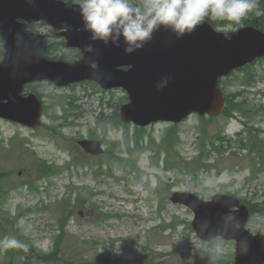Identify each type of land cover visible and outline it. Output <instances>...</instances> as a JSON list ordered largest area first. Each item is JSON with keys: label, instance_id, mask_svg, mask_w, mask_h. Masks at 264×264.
<instances>
[{"label": "rangeland", "instance_id": "obj_1", "mask_svg": "<svg viewBox=\"0 0 264 264\" xmlns=\"http://www.w3.org/2000/svg\"><path fill=\"white\" fill-rule=\"evenodd\" d=\"M261 1L252 0L245 18L260 19L263 29H257L264 32ZM32 29L46 36L53 59H79L78 51L67 49L49 25L34 23ZM217 30L225 32V25ZM3 52L0 39V61ZM248 75L256 81L246 79ZM220 86L239 106L233 119L192 115L177 127L161 121L143 130L111 120L118 106L128 103L123 90L49 82L26 87V94L42 96L47 106L42 122L56 130L0 119V172L8 175L0 177V240L6 236L27 246L0 247V264H49L29 250L55 252L62 235L59 220L65 215L69 219L58 251L61 262L54 264H200L197 257L205 253L231 258L234 264L235 243L203 242L192 228L193 212L170 200L175 192L204 200L232 194L264 206V59L222 79ZM70 99L83 107L81 112L71 114ZM93 134L104 150L96 157L85 155L77 143ZM203 149L211 154L201 158ZM44 162L53 168L50 173L40 171ZM210 164L213 168L207 169ZM247 228L264 234V214L253 215Z\"/></svg>", "mask_w": 264, "mask_h": 264}, {"label": "water", "instance_id": "obj_2", "mask_svg": "<svg viewBox=\"0 0 264 264\" xmlns=\"http://www.w3.org/2000/svg\"><path fill=\"white\" fill-rule=\"evenodd\" d=\"M44 21L65 31L69 47L79 48L83 58L75 63L46 58L44 36L30 31L33 22ZM0 37L5 54L0 63V117L33 128L40 125L43 104L36 95H21L26 84L48 80L66 86L94 80L104 89L122 88L130 103L121 109L124 122L147 126L153 122L181 123L193 113L219 115L226 104L220 79L258 58H264V33L254 27L216 31L203 23L178 36L159 26L137 48L115 30L104 39L86 26L80 5L60 0H0ZM139 43V42H138ZM89 154L100 155V143L82 141ZM171 202L190 209L196 236L204 242L218 238L235 242V264H264V235L246 229L247 206L228 195L206 201L195 194L176 192Z\"/></svg>", "mask_w": 264, "mask_h": 264}, {"label": "clouds", "instance_id": "obj_3", "mask_svg": "<svg viewBox=\"0 0 264 264\" xmlns=\"http://www.w3.org/2000/svg\"><path fill=\"white\" fill-rule=\"evenodd\" d=\"M86 26L95 38L109 37L115 30L130 45L142 46L154 30L163 25L178 36L191 34L206 20L228 21L225 35L233 24L241 20L253 8L252 0H144L142 6H134L131 0H78ZM139 42V43H138ZM0 247L22 248L26 245L15 238L4 237Z\"/></svg>", "mask_w": 264, "mask_h": 264}, {"label": "trees", "instance_id": "obj_4", "mask_svg": "<svg viewBox=\"0 0 264 264\" xmlns=\"http://www.w3.org/2000/svg\"><path fill=\"white\" fill-rule=\"evenodd\" d=\"M131 2L133 3L134 6H138V4L141 3V0H131ZM261 10L264 11V1L263 0L261 1ZM250 17L251 18L248 17V19L244 17L241 20L240 24H238V25L233 24L235 26V29L240 28L241 25L254 26V27L263 29L261 27L263 25V23L261 22L260 19H258L256 17H253V15H250ZM262 17L264 18V15ZM208 21H210L212 23V25L214 27H216V28L220 27V25H222V23L224 25H226L227 23H230L228 21H220V20H208ZM246 79H248L250 81H254V77L252 75H248ZM223 93L225 94V97L227 98V101H228V105L225 108V110L223 112V115L227 116V117H232L233 116L232 111L235 108L238 109L239 106L237 104H235L234 102H232L230 96L227 95L224 91H223ZM244 105H246V104H244ZM244 108H246V107H244ZM210 119H215V118L214 117H210ZM111 120L114 123H116L117 120H120V119H119V116L117 115L115 118H113ZM175 127H177V126H175ZM205 129L206 128L203 129V132H204V139L206 140L207 132H206ZM173 134H174V132H173ZM141 136L142 135L140 133H138L137 139H139ZM92 137L97 138V136H95L94 134H93V136H91V138ZM225 138L226 137H222V136H218L217 137V139H219L221 141L226 140ZM173 142H174V139H173L172 143ZM172 143H171V145H172ZM211 145L213 146V149L215 151L220 152L223 149V148H220L218 150V148L215 146V141H211ZM204 146H205V141H202L201 147L205 148ZM202 154H203L202 156L208 157L211 154V152H208L207 150L203 149L202 150ZM45 166H46V163L44 164V167ZM52 169H53L52 167L47 168V169H45V172L46 173H50L49 171H51ZM0 177L6 178V176H4L2 174H0ZM0 194H1V190H0ZM248 205L251 208V212H252L253 215L256 214V213H263L264 214V207H261V206L256 205V204L255 205L248 204ZM68 219H69V216L65 215L59 220L60 228L62 230V235L57 240V247H56L57 251L49 253V254H39L40 256H43L42 259L44 261L48 262L49 264H54L55 262H58V261L61 262L60 258H58V251H59L60 243H61V241L64 239V237L66 235L65 227H66V224L68 222ZM197 260L200 262V264H231V263L233 264V259L230 258V260H229V259H224L223 257L217 258L214 254H211V253H205L202 256L197 257ZM63 261H64V264H70L66 260H63Z\"/></svg>", "mask_w": 264, "mask_h": 264}]
</instances>
